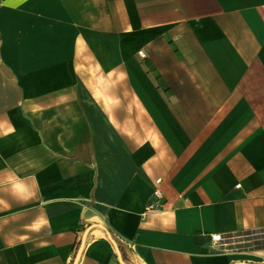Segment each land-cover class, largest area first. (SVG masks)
I'll list each match as a JSON object with an SVG mask.
<instances>
[{
	"label": "crops",
	"instance_id": "1",
	"mask_svg": "<svg viewBox=\"0 0 264 264\" xmlns=\"http://www.w3.org/2000/svg\"><path fill=\"white\" fill-rule=\"evenodd\" d=\"M0 264H264V0H0Z\"/></svg>",
	"mask_w": 264,
	"mask_h": 264
},
{
	"label": "built area",
	"instance_id": "2",
	"mask_svg": "<svg viewBox=\"0 0 264 264\" xmlns=\"http://www.w3.org/2000/svg\"><path fill=\"white\" fill-rule=\"evenodd\" d=\"M139 54L141 56H144V53L142 51H139ZM160 182H161L160 178L155 180L156 185H159ZM152 197H153V201H151V202H149L147 204L146 211L154 209L156 207V203L161 200L162 196H161L160 190L158 188H155L153 190ZM225 239L226 238H224L221 234H213V235H211V240L215 244L216 243L217 244L220 243L219 245H222V246L225 245V244H228V243H224Z\"/></svg>",
	"mask_w": 264,
	"mask_h": 264
},
{
	"label": "clouds",
	"instance_id": "3",
	"mask_svg": "<svg viewBox=\"0 0 264 264\" xmlns=\"http://www.w3.org/2000/svg\"><path fill=\"white\" fill-rule=\"evenodd\" d=\"M18 3H23V0H17Z\"/></svg>",
	"mask_w": 264,
	"mask_h": 264
},
{
	"label": "trees",
	"instance_id": "4",
	"mask_svg": "<svg viewBox=\"0 0 264 264\" xmlns=\"http://www.w3.org/2000/svg\"><path fill=\"white\" fill-rule=\"evenodd\" d=\"M119 247L122 248L121 244H119Z\"/></svg>",
	"mask_w": 264,
	"mask_h": 264
}]
</instances>
